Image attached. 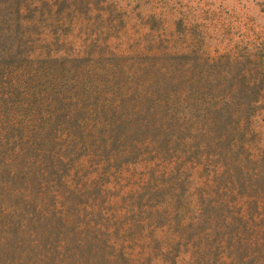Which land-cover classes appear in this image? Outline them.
Listing matches in <instances>:
<instances>
[{
    "label": "rangeland",
    "instance_id": "obj_1",
    "mask_svg": "<svg viewBox=\"0 0 264 264\" xmlns=\"http://www.w3.org/2000/svg\"><path fill=\"white\" fill-rule=\"evenodd\" d=\"M34 4L30 15L40 31L35 51L67 57L36 74L43 85L67 80L68 86L76 83L80 90L101 94L104 79L98 70L109 63L134 68L145 59L140 55L157 54V61L167 64L193 62L200 76L196 90L223 92L231 84L239 98L235 114L249 119L242 124L245 134L233 138L234 147L221 149L229 171L222 162L215 171L210 164L196 165L187 174L177 171L175 187L160 192L151 182L162 164L152 173L153 160H136L104 177L86 151L79 154L67 176L71 188L86 197L87 183L98 177L107 190L87 194L97 216L87 207L86 215L73 211L66 221L92 217L107 228L110 244L78 248L82 264H264V0H35L30 7ZM111 54L118 57L108 60ZM21 80L16 74L11 84ZM194 95L179 101L187 104ZM7 114L21 115L19 110ZM215 173L212 185H205ZM147 182L148 204L147 195L137 194ZM223 186L249 189V198L237 194L234 202L216 205L205 200ZM82 195L70 194L69 202ZM67 227L42 234L69 238ZM12 248L15 256L26 252Z\"/></svg>",
    "mask_w": 264,
    "mask_h": 264
},
{
    "label": "trees",
    "instance_id": "obj_2",
    "mask_svg": "<svg viewBox=\"0 0 264 264\" xmlns=\"http://www.w3.org/2000/svg\"><path fill=\"white\" fill-rule=\"evenodd\" d=\"M34 1L0 0V264H82L78 248L110 244L109 231L92 217L66 221L73 211L86 215L87 207L97 216L87 194L107 190L98 177L87 183L86 197L71 188L67 176L79 154L86 151L89 163L104 177L136 160H153L152 173L162 164L151 182L160 192L175 187L177 171L187 174L196 165L210 164L215 171L222 162L223 171H229L231 163L222 159L221 149L234 147L233 138L245 134L242 128L249 119L235 114L239 98L231 84L223 92L196 90L194 81L200 76L193 62L167 64L157 61V54L140 55L145 59L134 68L109 63L98 70L104 79L101 94L80 90L76 83L68 86L67 80L43 85L36 74L67 57L35 51L40 31L30 15L37 7H30ZM16 74L22 80L13 85ZM193 94L189 103L179 101ZM11 110L21 115L12 118L7 114ZM218 175L207 177L205 185ZM149 184L137 190L147 195V204ZM232 189L223 186L205 200L216 205L234 202L237 194L249 198V189ZM70 194L82 196L72 203ZM64 224L72 232L69 238L42 234ZM12 247L26 252L15 256Z\"/></svg>",
    "mask_w": 264,
    "mask_h": 264
}]
</instances>
